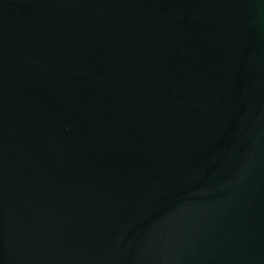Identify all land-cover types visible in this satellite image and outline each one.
<instances>
[{
	"label": "water",
	"instance_id": "1",
	"mask_svg": "<svg viewBox=\"0 0 264 264\" xmlns=\"http://www.w3.org/2000/svg\"><path fill=\"white\" fill-rule=\"evenodd\" d=\"M0 264H264V0H0Z\"/></svg>",
	"mask_w": 264,
	"mask_h": 264
}]
</instances>
